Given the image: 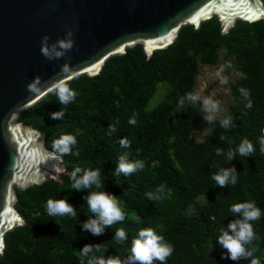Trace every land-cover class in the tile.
Instances as JSON below:
<instances>
[{
  "label": "trees",
  "instance_id": "obj_1",
  "mask_svg": "<svg viewBox=\"0 0 264 264\" xmlns=\"http://www.w3.org/2000/svg\"><path fill=\"white\" fill-rule=\"evenodd\" d=\"M219 28L215 16L196 28L185 25L169 46L155 50L150 57L136 44L107 59L96 75L67 81L78 93L72 103L61 105L52 91L21 111L17 120L43 133L50 151L62 134L76 135L77 144L73 154L62 157V182L48 179L15 189L14 206L24 224L4 234L0 264H87L88 258L80 252L86 244L101 246L100 252L90 255L124 259L143 228H154L173 245L165 264H250V260L222 259L226 250L216 241L220 229L235 219L231 206L245 201H254L262 212L260 219L252 222L256 238L250 248L264 264V152L259 143L264 137V21L237 20L226 33H220ZM220 52L240 72L229 83L238 104L230 114L233 124L228 129L220 126L223 119L211 124L203 119L201 101L192 104L185 99L183 106L180 104L192 93L199 66L215 65ZM160 84L165 86L164 96L150 106ZM241 87L250 93L251 108L246 107ZM61 109L65 112L62 120L50 118V113ZM132 118L136 119L134 125L129 123ZM109 124L116 126L115 133L109 134ZM202 130L206 132L198 139L196 134ZM121 138L130 142V148L120 147ZM245 138L255 148L252 156L237 154L228 162L229 149L236 150ZM217 148L224 154L217 156ZM124 152L132 160H143L145 167L129 176L113 175ZM232 166L238 172L237 183L217 186L214 173ZM76 167L100 169L104 191L124 202L125 219L101 236L84 232L80 224L89 215L83 197L87 191L103 189L73 190L68 173ZM161 185L164 192L159 194ZM149 192L161 198L149 200ZM61 198H68L76 208L79 222L69 216L48 215L47 201ZM118 229L127 233L124 243L113 238ZM103 249H107L105 253Z\"/></svg>",
  "mask_w": 264,
  "mask_h": 264
},
{
  "label": "water",
  "instance_id": "obj_2",
  "mask_svg": "<svg viewBox=\"0 0 264 264\" xmlns=\"http://www.w3.org/2000/svg\"><path fill=\"white\" fill-rule=\"evenodd\" d=\"M212 16L219 21L220 33H226L237 20L264 21V0H0L3 248L4 234L24 224L14 206L15 189L48 179L62 182L65 174L63 158L56 159L45 147L44 134L17 120L21 111L52 92L54 78L67 82L80 75H96L107 59L136 44L150 57L169 46L183 26L196 28ZM44 36L49 37V47L69 39L73 47L60 59H48L42 54ZM35 77L41 83L36 84Z\"/></svg>",
  "mask_w": 264,
  "mask_h": 264
},
{
  "label": "clouds",
  "instance_id": "obj_3",
  "mask_svg": "<svg viewBox=\"0 0 264 264\" xmlns=\"http://www.w3.org/2000/svg\"><path fill=\"white\" fill-rule=\"evenodd\" d=\"M71 37V33L67 34ZM49 37H42V54L48 59H60L67 51H70L73 47L72 42H65L60 40L57 43L48 46ZM230 66V65H229ZM64 71L62 66V72ZM223 71V69H221ZM221 72H217V76H220ZM56 81V87L53 89L54 94L58 97L61 105H68L72 103L78 93L73 90L63 78L53 79ZM36 84L41 83L39 77H35ZM222 84H227L228 80L222 78L220 80ZM33 88L30 87L29 91ZM239 92L247 99V108H251L252 101L250 99V93L247 89L241 87ZM185 99L192 104L201 100V97L197 94H188L180 101L183 106ZM204 115L203 119L211 124L215 120V113L219 109L218 103L213 98H204L202 101ZM65 116V112L60 111L50 113V118L53 120H62ZM130 124H136V119L129 120ZM233 124L231 117L225 118L220 121L222 128H230ZM109 134L115 133L117 128L113 124L108 125ZM77 135L79 130H77ZM224 139L223 136L220 137ZM261 145L260 151L264 152V137L259 139ZM77 144L76 135L74 134H62L58 139L53 142V155L56 159H62L64 155L73 154L72 149ZM120 147L123 149L130 148V142L126 138L119 140ZM255 148L253 143L245 138L236 150L229 149L227 152L228 162L237 157V154L242 157H251ZM78 155V153H75ZM223 149L217 148L216 155H223ZM145 167L144 161L141 159L132 160L128 152L122 153L116 163V168L113 175L129 176L138 170H142ZM71 181V187L77 192H83L85 190L103 189L102 191H87V194L83 197L86 201L89 215L88 219L81 222L80 226L84 232L90 233L93 236H101L105 233V230L111 228L112 225L122 222L126 213L123 209V201H121L116 195L104 191L105 182H101L100 169H82L76 167L73 171L68 173ZM215 184L221 188H226L229 185H235L238 179V172L235 166L232 167H220L213 175ZM164 192V186L161 185L157 189V193L162 194ZM157 193H146L149 200L160 199V195ZM46 210L49 216H69L75 222L78 221V213L69 202L68 198L61 199H49L46 204ZM230 211L234 214L235 219L231 220L226 227L220 229V235L217 238L218 245L226 250L222 254V259H230L234 262L240 260H250V264H262L259 258L254 257V248H250V245L256 238V234L253 228L254 221L260 219L262 212L254 201H245L236 203L231 206ZM114 239L119 243H124L127 240V233L123 229H118L114 234ZM107 249H103L104 253ZM100 244H86L81 249V255L88 258L87 264H165L168 257H170L174 251L173 245L167 242L163 235L157 233L154 228H143L138 231L136 237L131 242L130 253L126 258L121 259L117 256H100L90 255L94 252H100ZM3 253V244L0 243V254Z\"/></svg>",
  "mask_w": 264,
  "mask_h": 264
},
{
  "label": "rangeland",
  "instance_id": "obj_4",
  "mask_svg": "<svg viewBox=\"0 0 264 264\" xmlns=\"http://www.w3.org/2000/svg\"><path fill=\"white\" fill-rule=\"evenodd\" d=\"M230 65V66H229ZM223 69V71H221ZM217 72H221L217 76ZM240 76V72L236 69L234 62L230 58H226L220 52L219 60L215 65L201 64L199 66L196 84L191 94H197L201 97V102L204 98L211 97L219 105L218 111L215 113V119H225L230 117V114L236 108L238 101L230 94L229 83L233 82ZM226 78L227 84H222L220 80ZM164 84H160L158 91L150 101V106L155 105L164 96ZM202 110L203 105H202ZM205 114V113H204ZM206 130L198 132L197 138L201 139Z\"/></svg>",
  "mask_w": 264,
  "mask_h": 264
}]
</instances>
